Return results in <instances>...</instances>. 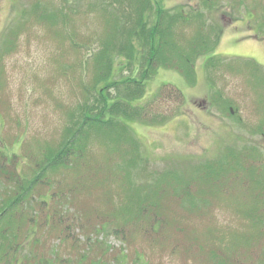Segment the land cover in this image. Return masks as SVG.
Listing matches in <instances>:
<instances>
[{
	"label": "rangeland",
	"instance_id": "1",
	"mask_svg": "<svg viewBox=\"0 0 264 264\" xmlns=\"http://www.w3.org/2000/svg\"><path fill=\"white\" fill-rule=\"evenodd\" d=\"M106 1L0 0L2 152L25 154L44 144L57 145L64 137L65 127L71 124L70 112H76L78 105L80 107L85 101L91 102L92 94L89 98L86 95L96 72L94 61L103 50L101 40L105 38H98L101 26L105 31L100 5L118 8L117 4L109 5ZM157 1L169 12L181 10L189 16L201 9L202 14L192 18L193 23H202L203 32L209 31L212 41L218 34L215 50L208 54L222 56L223 62L216 66L215 74L208 77L202 56L197 54L190 60L194 79L172 67L160 66L145 80L143 96L131 101L132 105H142L163 84H171L180 90L184 104L176 115L154 122L159 119V116L153 117L155 114L168 115L176 105L169 100L152 97L154 100L147 106L150 122L141 119L128 122L139 141L140 152L147 157L140 166L144 167L143 172L136 175V183L155 180L157 174L170 167L188 177L193 174L195 166L219 156L231 145H256L264 156V101H260L264 98V91H257V85L251 84L255 77L251 75L250 67L245 65L249 58L264 68V32L258 30L256 20L248 14L250 8L259 12L260 7H264V0ZM39 4L59 13L55 25L49 28L42 21L33 19L34 15L29 11ZM39 8L35 7V10ZM116 9L115 14L119 15ZM149 18H153L152 13H149ZM186 25L180 27L184 36L179 40L190 39L192 35ZM107 26L110 27L109 24ZM63 29L65 37L63 32H59ZM57 30L59 33H54ZM111 56L114 57L113 54ZM224 60H229L232 68ZM119 65L114 66L117 79L129 73L127 67L119 68ZM140 69L138 66L134 71L138 73ZM209 81H213V87L231 105L232 115L227 109L221 111L211 103L214 90L209 88ZM122 87L120 85V89ZM118 96L122 98L124 94ZM98 145L97 140L91 141L94 153L86 158L78 172L56 173L63 183L75 187L76 196L70 197L75 208L86 210L85 205L95 204L98 209H103L98 210L97 221L101 220V213H118L124 196L118 194L119 178H113L121 161L109 154L108 160L103 162L104 145ZM86 168L89 171L87 175ZM200 188V191H195L196 208H189V205L180 207L177 198L158 193L161 205L154 211L166 219L160 236L153 237L155 235L143 232L142 226L146 221L136 220L124 222L128 225L126 231L119 229L117 235L111 231L92 232L89 244L81 236L79 246L74 245L73 248L68 234L63 240L59 239L57 231L48 233L46 229L43 233L41 229V240L31 242L30 239L28 247L35 251L36 248L55 245L58 257L62 259L70 254L74 264H89V259L103 254L104 264H215L216 260L230 257V254L235 256L236 250L247 256V263H251V255L253 258L257 255L256 264L264 261V224L257 226L253 222L255 217L262 215L260 207L264 199L259 203L260 207L255 206L256 214L251 209L253 203H249L256 200L251 197L237 200V204L228 191L224 193L204 185ZM62 191L67 192V187ZM251 210V216L246 214ZM59 235L63 237V233ZM100 242L108 245L103 254L106 244ZM186 247H191L192 251ZM119 256H123L122 261L113 260ZM234 262L235 259L231 258V264ZM224 264H230L227 258Z\"/></svg>",
	"mask_w": 264,
	"mask_h": 264
},
{
	"label": "trees",
	"instance_id": "2",
	"mask_svg": "<svg viewBox=\"0 0 264 264\" xmlns=\"http://www.w3.org/2000/svg\"><path fill=\"white\" fill-rule=\"evenodd\" d=\"M106 2L109 5L117 4L118 8H105L100 5L103 8L100 15L105 31L101 26L102 32L98 38H105L101 40L103 50L95 58L96 72L86 95V98H89L92 94L91 102L85 101L80 107L78 105L76 112H70L71 124L65 127L64 137L57 145L44 144L32 153L25 154H19L18 151L5 153L0 150V264H74L69 258L70 254L59 258L55 245L40 246L41 248H36L35 251L28 247L30 239L31 242L41 240V229L43 233L46 229L48 233H63L62 238L58 234L59 239L63 240L68 234L72 248L82 241L81 236H84V242L89 244L92 232L111 231L117 235L119 229L126 231L128 225L124 222L128 221H146L142 226L143 232L155 235L153 237L160 236L166 219L154 211L161 205L158 193L177 198L180 207L189 205V208H196L195 191H200V186L204 185L210 189L215 188L216 191L230 192L236 203L246 197L253 198L256 201L249 203H253L251 209L256 214L255 206L260 207L259 203L264 199V156L256 145L226 147L219 156L195 166L193 174L188 177L170 167L157 174L155 180L136 183V175L143 172L144 167L140 166L147 157L140 152L139 141L128 122L137 119L150 122L147 106L157 97L173 102L176 108L168 115L155 114L153 117L159 116V119L154 122H161L176 115L184 104L180 90L171 84H163L157 93L151 96L154 98H146L142 105H132L131 101L143 96L145 80L160 66L172 67L194 79L190 60L197 54L202 56L204 69L210 77L215 74L213 72L216 66L221 65L223 60L218 54H208L215 50L218 34L216 33V39L212 41L209 31L203 32L202 23H193L192 18L200 16L201 9L196 8L198 11L189 16L186 11L169 12L157 0ZM35 7L40 8L35 10ZM91 9L93 10L92 5ZM115 9L120 17L115 14ZM260 9L263 12L250 8L248 14L256 20L258 30L264 32V7ZM29 13L34 15L36 22L42 21L49 28L55 25L59 14L43 4L35 5ZM149 13H152V19L149 18ZM183 24H187V29H190V39L179 40L184 36L180 30ZM64 31H59L63 32V37L66 36ZM59 32L54 31L56 34ZM224 61L232 68L229 60ZM245 61V65L250 67L251 75L255 77L250 81L251 84L257 85V91H264L263 66L249 58ZM115 65H119V68L127 67L129 73L117 79L114 74ZM138 66L141 69L137 73L134 70ZM120 85L123 86L122 89ZM209 85V88L214 90L211 103L221 111L227 109L232 115L231 105L213 87V81H209ZM121 94H124V97L119 98L118 95ZM260 101H264V98ZM92 140H97L98 146L104 145L103 162L108 160L109 154L111 158L121 161L117 164L113 178H119L118 194L124 195L120 200L122 202L118 213H101L102 218L99 221V207L93 203L94 205H85L86 210L75 208L70 201V197L76 196L75 187L68 186L69 184L56 177V173L79 171L86 158L94 153ZM85 170L87 175L88 168ZM63 187H67L68 191H62ZM109 204L114 205L110 199ZM260 208L262 215H256L253 220L257 226L264 224V204ZM252 210L246 214L251 216ZM93 214H96V217ZM62 223L65 224L61 226ZM104 245L102 254L108 250L107 243ZM186 249L192 251L191 247ZM243 255L236 250L235 256L230 254V257L226 258L230 264L231 258L235 259L234 264H256L254 261L257 255L253 258L250 254L251 263H247L248 258ZM103 258L104 254L102 257L89 259V264H104ZM226 258L216 260L215 264H224ZM113 260L122 261L123 256L116 259L114 257ZM260 264H264V261Z\"/></svg>",
	"mask_w": 264,
	"mask_h": 264
}]
</instances>
